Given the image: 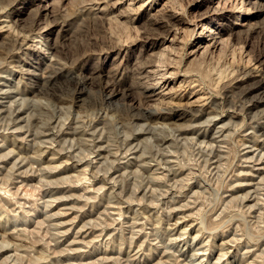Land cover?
Listing matches in <instances>:
<instances>
[{"label": "rangeland", "instance_id": "1", "mask_svg": "<svg viewBox=\"0 0 264 264\" xmlns=\"http://www.w3.org/2000/svg\"><path fill=\"white\" fill-rule=\"evenodd\" d=\"M1 1L0 264H264V138L259 109L245 110L264 101V81L232 83L246 71L264 77V0H164V10L185 20L156 51L160 72L176 74L171 93L155 100L138 87L152 37L169 32L147 18L159 0L137 8L128 0ZM207 6L209 26L227 30L214 51L198 48ZM57 20L65 27L56 26L49 40L44 30L40 36ZM22 24L35 33L14 48L8 36ZM112 70L118 89L130 94L118 93L98 112L91 75ZM77 75L90 81L77 86ZM150 105L178 116V126L156 118L145 131L128 124Z\"/></svg>", "mask_w": 264, "mask_h": 264}, {"label": "bare ground", "instance_id": "2", "mask_svg": "<svg viewBox=\"0 0 264 264\" xmlns=\"http://www.w3.org/2000/svg\"><path fill=\"white\" fill-rule=\"evenodd\" d=\"M1 1V0H0ZM152 0H150V2H151ZM155 1H157V0H155ZM166 1V0H165ZM208 1H213V0H208ZM2 2V1H1ZM13 2H14V0H13ZM23 2V1H22ZM21 2V3H22ZM140 2H141V0H128V4H129V6L130 7H135V8H137V5L139 6V4H140ZM10 3V2H9ZM12 3V2H11ZM153 3H154V1H153ZM164 0H159V1H157V2H155V5L157 4V8L155 9V11H153V12H148V14H147V18L149 19V21H151L152 23L154 22L155 24L156 23H161V24H164L165 26L167 25L168 26V33H165V34H161V33H159L160 35H154V37H152V40H153V42H151V44L149 45V49H148V51H147V54H148V56L149 57H147V59L146 60H144L143 62H141V64L140 63H138V64H140V71H139V73H140V75H141V79L142 78H145L146 79V82H143V83H141V84H139V91H140V93H141V96H142V98H144V99H146V100H155V99H157L158 97H160L161 98V96H164V95H167V94H169V93H171L170 91L173 89L171 86L172 85H169V84H171V83H173V81H174V77H175V74H176V72H173V71H171V69H162V71L160 72V68L158 67V65H157V63H156V60H155V57H156V54H157V50L160 48V46H163V44L167 41V39H168V36L169 35H171V34H173L174 32V30H173V28L174 27H172V26H174V25H176V23L178 22H184V20L182 19V17H179L180 16V14H179V16L177 17V15H175V14H173V13H171V12H169V11H166V10H168V9H166V10H164V8H163V5H164ZM166 3H167V1H166ZM243 3V2H242ZM165 6H166V4H165ZM171 7V6H170ZM139 8V7H138ZM97 10H101V9H99V8H96ZM40 10H41V12H40ZM47 6H44V7H42L41 9H37L36 10V16H37V14L39 15V14H43V12L44 13H46L47 11ZM92 10H94V9H92ZM46 11V12H45ZM244 11H248V9L247 8H244ZM96 12V11H95ZM209 6H207V10H206V12L205 13H203L200 17H201V19H200V26H202V31H203V33H201L200 35H199V37H198V40H199V42H198V48L199 49H201V51H202V48H206L207 46H209L213 51L214 50H216V49H218L217 47H218V44L220 43L221 44V39H222V36H223V32H226L227 30H225V29H223V28H221V27H217V28H213L212 26H209V21L207 20L208 19V17H209ZM30 13V12H29ZM94 13V12H93ZM178 13V12H177ZM95 14V13H94ZM98 14V13H97ZM159 14V15H158ZM208 14V15H207ZM214 14L215 15H217V18H220V17H223L224 16V13L222 12V10H219V9H216L215 11H214ZM96 15V14H95ZM96 17V16H95ZM146 17V16H145ZM57 18V17H56ZM55 18V19H56ZM146 18V19H147ZM54 19V20H55ZM58 19V18H57ZM61 21V20H60ZM63 21V20H62ZM73 22V21H72ZM129 24V23H128ZM237 24V22H234V25H236ZM17 25V24H16ZM20 25V24H19ZM23 25V24H22ZM49 25V24H48ZM53 26H44V28H42V30H40V31H38V32H41V31H45V32H47L48 33V37H47V39L49 40V35L50 34H52L53 33V31L55 30V27L56 26H60V28L62 27V26H64V24L63 23H59V20H57V21H55V23L54 24H52ZM150 25V24H149ZM152 25V24H151ZM241 25H243V24H241ZM67 26V25H66ZM219 26V25H218ZM15 27V26H14ZM17 27V26H16ZM16 27H15V29H16ZM19 27V32H18V34L17 33H15V35H12V34H10L9 36H8V40H10L11 41V43L13 44V46H14V48L15 47H19V48H23V46H24V44L26 43V37H27V35L26 34H33V33H35V26L32 24L31 26H18ZM43 27V26H42ZM65 27V26H64ZM12 28V27H11ZM59 28V27H58ZM59 28V29H60ZM15 29H14V31H15ZM18 30V29H17ZM58 30V29H57ZM14 31H12V32H14ZM61 31V30H60ZM17 32V31H16ZM9 33V32H8ZM37 33V32H36ZM41 35L40 36H42L43 35V33L41 32L40 33ZM57 34H59V33H57ZM228 35H232V32H228L227 33ZM56 35V34H55ZM197 35H198V33H197ZM173 36H175V34H173ZM69 38V37H68ZM151 38V37H150ZM226 38V37H225ZM56 39V38H55ZM181 39V38H180ZM7 40V41H8ZM10 41H8V42H10ZM48 42V41H47ZM50 44V43H49ZM118 44V43H117ZM12 46V45H11ZM12 46V47H13ZM120 46V45H119ZM5 47V46H4ZM53 47V46H52ZM116 47V46H115ZM126 47V46H125ZM165 47V46H164ZM114 48V47H113ZM117 48V47H116ZM120 48H122V46L120 47ZM120 48H118L119 50H121ZM166 48V47H165ZM168 48V47H167ZM210 48H209V50H210ZM117 49V50H118ZM163 49V47L161 48V50ZM196 49V48H195ZM204 50V49H203ZM200 51V52H201ZM191 52H192V50H191ZM204 53V52H203ZM201 54V53H200ZM211 55V54H210ZM80 56V55H79ZM192 56V55H191ZM9 57V56H8ZM62 57V56H61ZM61 57H58L57 58V63H59V64H61V61L59 62V58H61ZM158 57V56H157ZM193 57V56H192ZM194 57H195V55H194ZM1 58H3V57H1ZM77 58V57H76ZM76 58H74L75 60H76ZM159 58H161V57H159ZM59 59V60H58ZM73 58H71V60H72ZM142 59V58H141ZM67 60V59H66ZM70 60V62H72ZM159 60V59H158ZM65 61V60H64ZM56 62H55V64H56ZM16 63V62H15ZM137 64V63H136ZM53 65V64H52ZM51 65V66H52ZM62 65V64H61ZM63 66V65H62ZM61 66V67H62ZM53 67H55V66H53ZM59 67V68H58ZM56 66V69L54 68V69H52V70H56L57 71V69H59V72L58 73H61L62 71H64L65 69H63V68H61L60 66ZM64 67V66H63ZM256 67V66H255ZM117 68V67H116ZM134 68V67H133ZM138 68V69H139ZM164 68V67H163ZM253 68H254V66H253ZM136 69V68H135ZM245 69V68H244ZM249 69V68H248ZM247 69V70H248ZM252 69V68H251ZM256 69V68H255ZM258 70H259V68H257ZM117 71L119 70V69H116ZM116 70L115 71H113V73H112V71H111V73L110 72H108L106 75L105 74H103V72L101 73V72H97L95 75H91L92 76V78H96V80H97V86H98V89H99V92H100V99L98 100V105H99V107H98V112H100V111H102L103 112V108L105 107V106H110L109 104H110V100H111V98L113 97V96H115V95H117L118 93H120V95L119 96H121L122 95V97H127V96H129V94H130V90H129V88L128 87H126V88H124L123 90H119L118 88V83H116V81L117 80H115V78H114V76H115V73H116ZM242 70V72H243V68L241 69ZM174 71H175V69H174ZM253 71V70H252ZM260 71V70H259ZM258 71V72H259ZM67 72H68V70H67ZM138 72V71H137ZM254 72H256V71H254ZM2 73V72H1ZM0 73V74H1ZM74 74V73H73ZM85 75H87V74H85ZM135 75V74H134ZM139 75V76H140ZM155 75H159L158 77H155L156 78V80H154L153 79V76H155ZM242 75H243V77H241V78H238V77H235L234 79H233V81H232V83H233V85L235 86V88H239V86H241L242 84H245L246 83V81H247V77H249L250 79H252V78H255V79H258V81H264V77H261V75H260V73H253L252 74V72L250 73V71H246V72H243L242 73ZM78 76V75H77ZM90 76V75H89ZM89 76H78L75 80H76V85L77 86H84L85 84H86V82L89 80L90 81V77ZM189 76V75H188ZM134 77V76H133ZM132 77V78H133ZM47 78V77H46ZM218 78H220V76H218ZM140 79V80H141ZM154 80V81H152V80ZM143 80V79H142ZM218 80V79H217ZM139 81V80H138ZM144 81V80H143ZM142 82V81H141ZM138 83V82H137ZM42 84V83H41ZM132 84V83H131ZM130 84V85H131ZM133 85H134V83H133ZM123 87V86H122ZM1 88V87H0ZM135 88V87H134ZM172 88V89H171ZM16 89V88H15ZM3 90V89H2ZM46 90V89H45ZM255 91V88L253 87L252 89H250V88H246V89H244L243 91H241L242 93H241V96L243 97V98H247V97H249V95L250 94H252L253 92ZM2 92V91H1ZM9 91H7V90H4L3 92H2V94H4V98H9ZM240 93V92H239ZM253 95V94H252ZM203 96V95H202ZM251 96V95H250ZM197 97H199V98H201V96L199 95V96H197ZM197 97H195L196 99H197ZM210 97V96H209ZM25 98H27V97H25ZM24 97H23V99H25ZM46 98V97H45ZM252 98V97H251ZM196 99H194V101L196 100ZM9 100V99H8ZM11 100V99H10ZM9 100V101H10ZM46 100V99H45ZM159 100V99H158ZM198 100V99H197ZM199 100H201V99H199ZM211 101L213 100V99H210ZM209 100V101H210ZM13 103H16V99H13V100H11ZM18 101H19V99H18ZM27 101V100H26ZM211 101H210V103H211ZM11 102V103H12ZM21 102V101H20ZM35 102V101H34ZM38 102V101H37ZM45 102V101H44ZM47 102V101H46ZM206 102V101H205ZM10 103V104H11ZM13 103H12V105H13ZM212 103H213V101H212ZM239 103V102H238ZM9 104V103H8ZM16 104H18V103H16ZM16 104H15V106H16ZM47 104V103H46ZM152 104V103H151ZM155 104V103H154ZM202 104V103H201ZM253 104H255V103H253ZM11 105V106H12ZM30 105H31V103H30ZM130 105V106H129ZM128 105V108H126V110L127 109H129L130 111H134V106L132 107L131 106V104H129ZM209 105V104H208ZM214 105V104H213ZM21 106V105H20ZM60 106V105H59ZM62 106V105H61ZM125 106V105H124ZM156 106V105H155ZM212 106V105H211ZM215 106V105H214ZM16 107H18V106H16ZM240 107V106H239ZM3 108V107H2ZM34 108V107H33ZM36 108V107H35ZM51 108V107H50ZM243 108V107H242ZM255 108H257V109H259L258 111L259 112H257V111H255L256 109ZM125 109V108H124ZM203 109H205V108H203ZM252 109H255L254 111H255V113H257L258 115H259V123H257V130L259 131L258 133H260V135H261V138H264V101H260L257 105H253V106H251V105H248L247 107H245V110H247V114L248 115H250L251 114V112H252ZM53 110V109H52ZM89 110V109H88ZM137 110V109H136ZM242 110V109H241ZM60 111V110H59ZM116 111V110H115ZM207 111H208V109H207ZM206 111V112H207ZM14 112V111H13ZM19 112H20V108H19ZM19 112H17V113H19ZM32 112V111H31ZM205 112V113H206ZM16 113V114H17ZM24 113V112H23ZM41 113V112H40ZM135 113V112H134ZM21 114V113H20ZM66 114V113H65ZM95 114V113H94ZM208 114V113H207ZM207 114H205V115H207ZM23 115V114H22ZM90 115V114H89ZM111 115H113V114H111ZM135 118H133V119H130V120H128V118H127V121H130V122H128V124H134V125H136L137 127H138V130L139 131H141V130H143V131H145V130H147V127H145V126H147L146 124H148V123H146L147 122V120L149 119V118H156V119H159V120H161V121H165V120H167L166 122H168V121H170L172 124L174 123L175 124V126H176V124H177V122H178V116H177V118H174V116H172L171 114H168V113H162V112H159V111H157L156 109H153V107H151V105L150 106H148V107H144L143 109H139L136 113H135ZM236 115V114H235ZM17 116V115H16ZM96 116V115H95ZM123 116V115H122ZM131 116H133V114L131 115ZM196 117V116H195ZM218 117V116H217ZM23 118V117H22ZM26 117H24V119H25ZM44 118V117H43ZM67 118V117H66ZM121 119H122V117H120ZM124 118V117H123ZM129 118H131L130 116H129ZM19 119H21V118H19ZM23 119V120H24ZM58 119V118H57ZM125 119V118H124ZM197 119V118H196ZM196 119H194L195 121H196ZM3 120V119H2ZM61 120V119H60ZM105 120V119H104ZM124 121V120H123ZM65 122V121H64ZM159 123H160V121H159ZM201 123V122H200ZM204 123V122H203ZM209 123V122H208ZM6 124V123H5ZM32 124V123H31ZM60 124V123H59ZM75 124V123H74ZM125 124V123H124ZM163 124V123H162ZM171 124V125H172ZM221 124V123H220ZM9 125V124H8ZM86 125H87V123H86ZM90 125V122H88V125L86 126V127H88ZM254 125V124H253ZM24 126H25V124H24ZM27 126V125H26ZM75 126V125H74ZM131 126H133V125H131ZM153 126V125H152ZM164 126H165V122H164ZM177 126H178V124H177ZM208 126V125H207ZM5 127V126H4ZM3 127V128H4ZM16 127V126H15ZM47 127V126H46ZM86 127H84V128H86ZM92 127V126H91ZM129 127V126H128ZM127 127V128H128ZM162 127V126H161ZM180 127V126H179ZM53 128V127H52ZM89 128V127H88ZM136 128V127H135ZM218 128H219V126H218ZM218 128H216V130L218 129ZM221 128H222V125H221ZM5 129V128H4ZM95 129V128H94ZM94 129H92V132H93V130ZM137 129V128H136ZM17 130V129H16ZM65 130V129H64ZM181 130V129H180ZM222 130V129H221ZM221 130H220V132H221ZM256 130V131H257ZM29 131V130H28ZM38 131V130H37ZM36 131V132H37ZM57 131H58V129H57ZM86 131V130H85ZM96 131H97V129H96ZM95 131V132H96ZM198 131V130H197ZM200 131V130H199ZM41 132V131H40ZM121 132V131H120ZM181 132V131H180ZM105 133V132H104ZM114 133V132H113ZM124 133V132H123ZM181 133H186V131H184V132H181ZM191 133V132H190ZM198 133V132H197ZM203 133V132H202ZM205 133H207V132H205ZM226 133H228L227 131H226ZM256 133V132H255ZM34 134V133H33ZM122 134V133H121ZM165 134V133H164ZM192 134V133H191ZM112 135V134H111ZM114 135V134H113ZM202 135H204V134H202ZM230 135V134H229ZM259 135V136H260ZM83 136V135H82ZM87 136V135H86ZM89 136H90V134H89ZM195 136V135H194ZM258 136V135H257ZM16 137V136H15ZM201 137V136H200ZM199 137V138H200ZM204 137V136H203ZM212 137V136H211ZM147 138V137H146ZM190 138V137H189ZM195 138V137H194ZM196 138H198L197 136H196ZM202 138V137H201ZM205 138V137H204ZM260 138V137H259ZM260 138V139H261ZM21 139H23V138H21ZM56 139V138H55ZM147 139H149V138H147ZM203 139V138H202ZM211 139V138H210ZM44 140V139H43ZM143 140V139H142ZM251 140V139H250ZM262 140H264V139H262ZM38 141V140H37ZM50 141V140H49ZM195 141V140H194ZM205 141V140H204ZM223 141V140H222ZM39 142V141H38ZM159 142V141H158ZM191 142V141H190ZM203 141L201 140V143H202ZM212 142V141H211ZM78 143H80V142H78ZM145 143V142H144ZM157 143V142H156ZM205 143V142H204ZM143 144V143H142ZM155 144V143H154ZM207 144V143H206ZM246 144V143H245ZM107 145V144H106ZM134 145V144H133ZM140 144H138V146H139ZM153 145V144H152ZM168 145V144H167ZM166 145V146H167ZM250 145V144H249ZM75 146V145H74ZM98 146H100V145H98ZM117 146V145H116ZM261 146V145H260ZM90 147V146H89ZM96 147V146H95ZM207 147V146H206ZM205 147V148H206ZM154 148V147H153ZM78 149V148H77ZM88 149V148H87ZM95 149V148H94ZM133 149V148H132ZM169 149V148H168ZM58 150H60V149H58ZM71 150V149H70ZM128 150V149H127ZM134 150H136V149H134ZM246 150V149H245ZM252 150V149H251ZM262 150H264V147H262ZM86 150H84V152H85ZM117 151V150H116ZM172 151H174V150H172ZM257 151V150H256ZM261 151V150H260ZM78 153V152H77ZM80 153V152H79ZM89 153V152H88ZM208 153V152H207ZM210 153H211V151L209 152V155H210ZM260 153V152H259ZM8 154V153H7ZM10 154V153H9ZM73 154V153H72ZM87 154V153H86ZM131 154V153H130ZM153 154V153H152ZM173 154V153H172ZM216 154V153H215ZM255 154V153H254ZM262 154V156H264V152H262L261 153ZM261 154H259V156H260V158H262L261 157ZM139 155V154H138ZM151 155V154H150ZM155 155H156V153H155ZM1 156V155H0ZM107 156V155H106ZM152 156V155H151ZM253 156V155H252ZM255 156V155H254ZM6 157V156H5ZM79 157V156H78ZM221 157V156H220ZM244 157V156H243ZM250 157H251V155H250ZM1 158V157H0ZM245 158V157H244ZM259 158V159H260ZM73 159V158H72ZM93 159V158H92ZM91 159V160H92ZM152 159H153V157H152ZM171 159V158H170ZM177 159V158H176ZM175 159V160H176ZM179 159V158H178ZM199 159V158H198ZM243 159V158H242ZM122 160V159H121ZM131 160V159H130ZM258 160V159H257ZM16 161V160H15ZM86 161V160H85ZM111 162H113V161H111ZM110 162V163H111ZM220 162V161H219ZM226 162V161H225ZM109 163V164H110ZM114 163V162H113ZM133 163V162H132ZM137 163V162H136ZM210 163V162H209ZM221 163V162H220ZM93 164V163H92ZM139 164V163H138ZM146 164V163H145ZM157 164V163H156ZM170 164V163H169ZM85 165V164H84ZM101 165V164H100ZM217 165H219V164H217ZM262 165H264V164H262ZM104 166V165H103ZM157 166V165H156ZM204 166V165H203ZM219 167V166H218ZM260 167V166H259ZM223 168V167H222ZM43 169V168H42ZM88 169H89V167H88ZM103 169H104V167H103ZM109 169V168H108ZM156 169V168H155ZM259 170L261 169V168H258ZM257 169V170H258ZM170 170V169H169ZM127 171V170H126ZM144 171V170H143ZM191 171V170H190ZM86 172V171H85ZM44 173V172H43ZM78 173V172H77ZM96 173V172H95ZM163 173V172H162ZM213 173V172H212ZM249 173V172H248ZM256 173V172H255ZM70 175V174H69ZM68 175V176H69ZM78 175V174H77ZM116 175V174H115ZM187 175V174H186ZM262 175V174H261ZM67 176V175H66ZM79 176V175H78ZM141 176V175H140ZM139 176V177H140ZM157 176H158V174H157ZM166 176V175H165ZM135 177H136V175H135ZM144 177V176H143ZM159 177V176H158ZM173 177V176H172ZM84 178V177H83ZM116 178V177H115ZM138 178V177H137ZM58 179V178H57ZM146 179V178H145ZM262 179H264V177H262ZM164 180H165V178H164ZM212 180V179H211ZM111 181V180H110ZM121 182V181H120ZM123 182V181H122ZM172 182V181H171ZM105 183V182H104ZM160 183V182H159ZM251 183V182H250ZM49 184V183H48ZM72 185V184H71ZM74 185V184H73ZM102 185V184H101ZM133 185V184H132ZM135 185V184H134ZM151 185V184H150ZM249 185V184H248ZM259 185V184H258ZM122 186V185H121ZM145 186V185H144ZM154 186V185H153ZM101 187V186H100ZM121 188V187H120ZM153 188V187H152ZM257 188V187H256ZM259 188V187H258ZM18 190V189H17ZM152 190V189H151ZM195 190V189H194ZM5 191V190H4ZM21 191V190H20ZM133 191V190H132ZM144 191V190H143ZM153 191V190H152ZM7 192H8V190H7ZM6 192V193H7ZM17 192V191H16ZM10 193V192H9ZM132 194H133V192H132ZM142 194V193H141ZM254 194V193H253ZM256 194V193H255ZM8 195V194H7ZM11 195V194H10ZM14 195V194H13ZM102 195V194H101ZM137 195V194H136ZM151 195V194H150ZM242 195V194H241ZM18 196V195H17ZM21 196V195H20ZM43 196V195H42ZM235 196V195H234ZM245 196V195H244ZM10 197V196H9ZM141 197V196H140ZM151 197V196H150ZM149 197V198H150ZM154 197V196H153ZM152 197V198H153ZM227 197V196H226ZM237 197V196H236ZM243 197V196H242ZM262 197V196H261ZM190 198V197H189ZM250 198V197H249ZM254 199V198H253ZM262 199H264V198H262ZM128 200V199H127ZM140 200V199H139ZM237 200V199H236ZM15 201V200H14ZM232 201H234V199L232 200ZM3 202V201H2ZM17 202V201H16ZM128 202V201H127ZM228 202V201H227ZM226 202V203H227ZM230 202V201H229ZM257 202V201H256ZM139 204V203H138ZM45 205V204H44ZM28 206V205H27ZM188 206V205H187ZM9 207V206H8ZM46 207V206H45ZM225 207V206H224ZM19 208V207H18ZM25 208V207H24ZM118 208V207H117ZM202 208V207H201ZM249 210V209H248ZM41 211V210H40ZM110 211V210H109ZM31 212V211H30ZM222 212V211H221ZM218 213V212H217ZM258 213V212H257ZM191 214V213H190ZM186 215V214H185ZM191 216V215H190ZM194 216V215H193ZM182 217H184V216H182ZM259 217V216H258ZM186 218V217H185ZM188 218V217H187ZM220 219V218H219ZM222 219V218H221ZM260 221V220H259ZM135 222V221H134ZM262 222H264V221H262ZM119 223V222H118ZM262 224V223H261ZM60 225V224H59ZM175 225V224H174ZM191 226V225H190ZM17 228V227H16ZM81 228V227H80ZM262 229V228H261ZM121 230V229H120ZM133 231V230H132ZM66 232V231H65ZM134 232V231H133ZM262 232H264V231H262ZM78 233V232H77ZM86 233V232H85ZM15 234V233H14ZM110 234V233H109ZM200 235V234H199ZM17 236V235H16ZM123 236V235H122ZM132 236V235H131ZM178 236V235H177ZM183 236V235H182ZM194 236V235H193ZM198 236V235H197ZM236 237V236H235ZM234 237V238H235ZM239 237V236H238ZM77 238V237H76ZM131 238V237H130ZM174 238V237H173ZM194 238V237H193ZM260 238V237H259ZM132 239V238H131ZM233 239V238H232ZM77 240V239H76ZM81 240V239H80ZM90 240V239H89ZM177 240V239H176ZM194 240V239H193ZM114 241V240H113ZM195 241V240H194ZM236 241V240H235ZM73 242V241H72ZM79 242V241H78ZM228 242H230V241H228ZM89 243V242H88ZM87 243V244H88ZM201 245V244H200ZM106 246V245H105ZM1 247V246H0ZM2 247H3V245H2ZM4 247H6V246H4ZM142 247V246H141ZM206 247V246H205ZM75 248V247H74ZM107 248V247H106ZM139 249V248H138ZM204 249V248H203ZM262 249H264V248H262ZM137 250V249H136ZM253 250V249H252ZM64 251V250H63ZM166 251V250H165ZM164 251V252H165ZM261 251V250H260ZM205 252V251H204ZM10 253V252H9ZM13 253V252H12ZM61 253V252H60ZM259 253V252H258ZM224 254V253H223ZM106 255V254H105ZM246 255V254H245ZM16 256V255H15ZM224 256V255H223ZM261 256V255H260ZM109 257V256H108ZM120 257V256H119ZM174 257V256H173ZM194 257V256H193ZM206 257V256H205ZM101 258V257H100ZM177 258V257H176ZM203 258V257H202ZM201 258V259H202ZM259 258V257H258ZM111 259V258H110ZM166 259V258H165ZM220 259V257H218V260ZM4 260V259H3ZM166 260H168V259H166ZM172 260V259H171ZM1 261V260H0ZM78 261V260H77ZM164 261V260H163ZM2 262V261H1ZM6 262V261H5ZM117 262V261H116ZM11 263V262H10ZM155 263V262H154ZM13 264V263H12ZM76 264V263H75ZM87 264V263H86ZM123 264V263H122ZM218 264V263H217Z\"/></svg>", "mask_w": 264, "mask_h": 264}]
</instances>
